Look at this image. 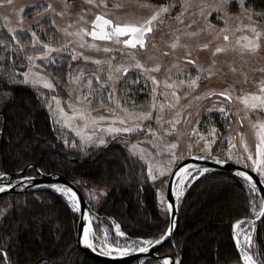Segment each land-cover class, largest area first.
Here are the masks:
<instances>
[{
	"label": "snow or ice",
	"instance_id": "snow-or-ice-1",
	"mask_svg": "<svg viewBox=\"0 0 264 264\" xmlns=\"http://www.w3.org/2000/svg\"><path fill=\"white\" fill-rule=\"evenodd\" d=\"M4 3L10 5L13 3V0H0V5ZM86 3L96 7L103 6L106 8L108 0H99V4L96 3V0H86ZM113 6L122 7L123 5L116 3ZM143 6L152 8L153 11L147 17L132 22L114 21L113 19L108 18L104 13L94 14V19L88 21L85 13L90 11V9H82L81 12L75 14L77 18L74 21H69L64 27L59 28V32L62 34L61 39L66 41V43L61 44L59 47H54L52 42L45 43L42 41L36 31L24 29L22 25L23 17H18L17 26L12 27L6 25L7 31L12 34L13 38L16 37L18 29L23 32L30 31L31 39L28 43L32 46L34 52L38 47L40 48V51L35 55L26 56L29 68L22 74L17 73L15 68L9 69L0 64V67H3L5 73V77H0V87H7L8 85L14 86L19 83L26 85L30 84L32 86L43 85L46 89H53L56 85L53 84L51 79L47 78L42 72L33 70L34 68L39 67V65L35 64L37 59L42 63L44 61H47L49 64L55 63V57L52 55L53 53L60 54L64 51L70 50L72 52L71 59L75 60L79 55L82 56L84 60H89L90 57L84 56L82 52L76 53L75 48L69 49V45L73 43L80 48L88 47L96 51L101 50V46L95 43V41H111L115 45H122L124 47L119 51H123L126 54L125 60L117 63H113L114 58L106 60L97 59L94 61L97 66L107 65V78L109 81H112V84L109 85L112 88V91L108 93L107 99L110 101L114 100L118 111H115V114L112 116L93 115V112L95 111L92 108L93 101L88 99L89 96L93 95V77L89 76L86 85H84L87 89V95L81 93V95L75 98L76 102H70L68 104V108L71 109V114L65 110V107L62 106V102L58 97H51V101L55 102V113L60 117L59 123L64 127L72 129L75 131L76 135L80 137L81 145L79 146L84 148L90 144L100 146L108 143L103 135H98L97 130H99V132L107 133L109 136H115L120 133L133 134L146 132L151 134L156 146L159 147V142L165 140L166 136L172 135L173 133L178 134L177 125L180 123L179 118L170 119L165 122L163 116L165 109L177 108L179 101L181 100V97L178 95L179 89L184 88L185 96H187L191 91L198 87V82L200 81L201 76H213L215 74L213 69L216 61L213 60L212 65L209 68L196 66L195 70L197 75L195 77L190 73H185L184 75L186 76V79H180L178 81L173 80L169 82L166 78L161 82L155 75H150V73L159 72L161 65L155 63L151 67L146 66L137 59L136 50L138 48L146 50L149 36L162 27L166 20L173 19L172 12L176 8V3L169 2L159 5L145 3ZM68 8L69 5L66 0H64V10L60 11L58 15L63 17L68 11ZM49 10L54 13L57 11L52 3H48L47 8L45 9V11ZM23 11L24 9L21 7L19 12L23 13ZM196 13H198L203 20V24L195 31H191L190 29L192 25L196 23V20H191L188 24H184V17L186 14L195 15ZM213 13L216 14L217 20L223 24L222 27L212 23V21L208 19ZM68 15L71 16L72 13L68 12ZM3 19L8 21L9 18L5 16ZM174 19L178 24L183 25L185 31L181 34L179 29L175 30L178 34L170 45L173 50L178 47L189 49L187 43H182L181 35L186 37H196L202 33H207L212 36V41L203 43L199 47L208 49L211 46L213 49V56L237 50L241 56L257 55L261 49L264 48V24L259 23L260 20H264V11L257 12L255 10V0H180L179 11L176 12ZM233 21L236 23L233 24ZM37 24L39 25L40 22L38 21ZM52 24L55 25L56 21L52 20ZM87 25H90V27ZM86 37H91V42L87 40ZM213 41H216L217 43H213ZM0 44H5L6 50L7 48H12L13 51L17 53L26 50L27 47L20 39H15L14 45L10 41L6 42L4 40H0ZM103 51L113 52L118 50L114 47L105 46L103 47ZM190 57L191 51L189 50L186 52V58L189 59L191 64L196 65V61L190 59ZM5 59V57L0 56V62H4ZM173 66L176 67L177 65ZM131 68L138 69L153 83V95L150 104L147 106V110L136 111V105H133L132 109L124 107L120 104L118 99L114 98L115 80L120 78L118 74H127ZM231 71L235 72L236 69L233 67L231 68ZM261 71H264V69H261ZM17 75H22V79L17 80ZM84 76L85 74L82 70H80L79 74L75 76L69 73V83L75 84L78 89L81 86L80 81ZM94 78L98 81L100 80L99 76H95ZM133 83H136V81H133ZM161 83H163L165 89L161 93L162 97H171V100L165 99V103L157 102L158 86ZM205 95H218L219 97L226 98L227 101H232L235 98V100L242 103L246 113H251L257 117L256 122L252 124V127L256 129V136L258 139V143L255 146V153L248 149V145L245 142L244 150L247 155H235L234 157L231 149H234L236 146L235 144H231V148L227 151V159L235 158L237 163L244 164L247 169H251L257 173L260 178V180L257 181L247 170L237 172V175L241 178L242 182L241 193L244 194L245 198L248 200L251 207V213L255 218L242 217L241 219H237L233 224V235L235 238V245L239 249L243 264H264V259L260 258L258 249L253 241V235L256 231V220L264 217V194H261L262 190L258 187L259 183L264 182V120L260 119L261 116H264V80L259 82L257 92H245L241 95H235L234 97L231 91L224 90L219 93L208 91ZM200 98V96L196 97V99ZM15 103L16 97L14 92H0V107H8ZM45 103H47L49 110L52 111V103L49 102L47 97H45ZM99 104L103 107L104 101L100 100ZM140 107L144 108L145 106ZM154 110H157L160 114L154 117ZM108 111L112 113L114 112V109L108 108ZM219 111L227 112L229 109L221 106ZM177 116L179 117V113ZM153 118L162 129V132L142 123L143 121H151ZM77 120L82 123H76ZM29 122L30 117L27 114H24L21 117V125H27ZM240 122L242 123L243 120L241 119ZM164 123H167L169 127H163ZM90 127L93 129L92 131H88ZM3 131V128H0V134H2ZM17 134L23 136L24 129L22 127L18 128ZM193 134L197 136V140L194 143H189L188 154L191 155V150L199 147V151L202 154L198 155L197 158H210L211 145L214 143L215 137L218 134L217 129L210 128L209 133L205 135L197 132L194 128ZM201 141H203L202 146L200 145ZM149 142L151 143L153 141ZM64 143L68 144L69 142L65 139ZM125 143L129 146L130 152L133 156L146 162L147 176L151 180L156 181L164 176L174 175L176 177L175 194L177 199L184 195L191 180H194L199 175L209 171L207 168L200 169L192 164L178 166V161L181 158L180 155H177L176 151L178 149V141L164 144L163 150L169 153L167 164L161 163L158 160L154 162L150 154H146V150L140 146L139 141L131 143V141L126 140ZM70 147H78L76 141H72ZM227 159L217 158V162L224 164L227 162ZM174 165H177L178 167V170L175 172L172 171ZM24 179L29 182L31 180V178L28 177H25ZM161 183L163 184L164 182L161 181ZM12 187L11 177L5 172H0V193L5 192ZM51 187L65 199L66 204L73 212L79 213L82 211V201L81 197L77 194V190L62 183H54ZM94 191L95 189L91 190L89 195L92 196ZM100 191L106 195L105 189H100ZM159 197L161 204L166 207V210L170 211L173 208V203L166 200L163 191H160ZM5 212L6 210H0V217L4 216ZM84 218L87 220V225H81L80 232L77 235V243H82L94 252H99L102 256L115 255L117 257H126L131 253H148L155 245H160L162 241L170 236L175 227V222L173 221L170 226L166 228V231L158 238L138 237L136 239H130L127 237V234L121 230L120 224L116 223V239H112L106 228L101 229L98 233L97 229L94 228V218L91 214L86 215ZM119 238H125V242L121 244ZM7 256V251L0 249V264H5L4 258ZM7 264H12L11 260H8ZM163 264H180V262L178 259L173 261L172 258L167 257L163 259Z\"/></svg>",
	"mask_w": 264,
	"mask_h": 264
},
{
	"label": "trees",
	"instance_id": "trees-1",
	"mask_svg": "<svg viewBox=\"0 0 264 264\" xmlns=\"http://www.w3.org/2000/svg\"><path fill=\"white\" fill-rule=\"evenodd\" d=\"M146 1L162 4L171 0ZM255 10L264 11V0H255ZM0 56L6 58L0 64L23 73L24 66L17 62L19 56L13 49L4 50L0 45ZM68 59L58 62L59 70L50 69L53 75H61ZM0 77H5L3 67ZM127 88L131 90L127 98L134 103L149 101V89L143 84ZM0 92H14L16 97L15 104L0 107V128L4 130L0 134V172L16 174L31 165L43 174L63 175L81 189L103 188L106 195L96 208V217H113L131 238H158L166 231L169 214L159 205L158 183L147 176V166L131 154L124 138L116 136L102 148L85 150L79 143L70 147L76 138L59 127L51 115L45 103L48 91L17 83L0 87ZM24 114L30 122L22 126ZM21 127L23 136L17 134ZM36 174L31 168L26 176ZM241 183L240 177L213 169L190 182L179 204L178 228L160 254L172 255L180 264L240 262L233 224L242 217L255 218L241 193ZM5 199L13 204L11 214L0 219V249L8 253L5 264L8 260L12 264H103L78 248L79 214L60 194L41 190L10 194ZM253 241L264 259V218L256 223Z\"/></svg>",
	"mask_w": 264,
	"mask_h": 264
},
{
	"label": "rangeland",
	"instance_id": "rangeland-1",
	"mask_svg": "<svg viewBox=\"0 0 264 264\" xmlns=\"http://www.w3.org/2000/svg\"><path fill=\"white\" fill-rule=\"evenodd\" d=\"M66 2L69 5V8L63 17L58 15V13L64 10V0H13V3L10 5L7 3L0 5V40H4L6 42L10 41L14 45L15 39H20L22 43L26 44V50H22L17 53L19 56L17 58V62H19V64L21 62V65L23 64L24 71H27L29 68L26 56L35 55L38 51H40V48L38 47L34 52L32 50V46L28 43L31 39L30 31H36L37 35L45 43L52 42L54 47H59L61 44L66 43L65 40L61 39L62 34L59 32V28L64 27L69 21H74L77 18L75 14L81 12L82 9H90V11L85 13L88 21L94 19V14L104 13L108 18H111L114 21L132 22L151 14L153 9L144 7L143 5L145 3L159 5L146 0H108V5L105 8L103 6L96 7L94 5H90L86 3V0H66ZM170 2L176 3V8L172 12L173 19L166 20L162 27L149 36L146 50L139 48L136 50L137 59L149 67L155 63H159L161 65L160 71L150 73V75H155L161 82H163L166 78L169 82L173 80L178 81L180 79H186V76L184 75L185 73H190L193 77H195L197 75L195 70L196 66L209 68L212 65L213 60L216 61L213 69L215 74L210 77L207 75L201 76V79L198 82V87L191 91L187 96H185L184 88L178 90V95L181 97L179 105L177 108L165 109L163 113L165 122L174 118L180 119V123L177 125L178 134L173 133L172 135L166 136L165 140L159 142V147L156 146L154 138L151 134L146 132L133 134L120 133L115 136H109L107 133L99 132V130H97L98 135H103L108 142L116 136L124 138L122 140L124 143L126 140L131 141V143L139 141L140 146L146 150V154H150L154 162L158 160L164 164H167V160L169 158V153L163 150L164 144L168 142L178 141V149L176 151L177 155L181 156L178 164L190 156L202 154L199 151V147L193 148L191 150V155L188 154L189 143H194L197 140V136L193 134L194 128L197 132L205 135L209 133L210 128L217 129L218 134L215 137L214 143L211 145L210 151V156L216 159H227V151L231 148V144H235L236 146L234 149H231L234 157L235 155H247L244 150L245 142L248 145V149L255 153V146L258 143V139L256 136V129L252 127V124L256 122L257 117L251 113H246L242 103L235 100V98L232 101H227L226 98L219 97L218 95L207 96L205 94L208 91L219 93L220 91L229 90L235 97V95H241L245 92H257L259 82L264 80V71H261V69H264V48H262L257 55L241 56L237 50L213 56V49L211 46L208 49L199 47L203 43L212 41V36L207 33H202L196 37H186L181 35L182 43H187L189 45V49L178 47L173 50L170 45L175 36L178 34L175 30L179 29L182 34L185 29L183 25L178 24L174 19L176 12L179 11L180 0H171ZM48 3L53 4V7L57 10L55 13L51 10L45 11ZM96 3L99 4V0H96ZM116 3L122 4L123 6L114 7L113 5ZM21 7L24 9L23 13L19 12ZM68 12L72 13V15H68ZM5 16L9 18L8 21L3 19ZM20 16L23 17V28L30 29V31L23 32L18 29L16 37L13 38L12 34L7 31L6 25L16 27L18 17ZM208 19L220 27L223 26V24L217 20L215 13H213L212 16H209ZM52 20L56 21L55 25L52 24ZM191 20H196V23L193 24L190 29L191 31H195L203 24V20L200 18L198 13L195 15L186 14L184 17V24H188ZM38 21L40 22L39 25L37 24ZM232 23L235 24L236 22L233 21ZM259 23L264 24V20H260ZM87 26L90 27V25ZM86 39L91 42L92 38L86 37ZM95 43L101 46V50L96 51L88 47L80 48L75 43L69 45V49L75 48L76 53L82 52L84 56L90 57L89 60H84L83 57L79 55L77 56V59L73 60L71 59L72 52L68 50L60 54L53 53L52 55L55 57V63L49 64L47 61L42 63L39 59L35 61V64L39 65V67L34 68L33 70L40 71L47 78L51 79L53 84L56 85L55 88L46 89L43 85L32 86L27 84L41 90H46L50 93L47 98L49 102L52 103L53 110H49L51 115L59 127L65 129L67 132L72 134L74 138H76L77 144H81V140L80 137L76 135L75 131L64 127L61 123H59L60 117L55 113V102L51 101L52 96L58 97L62 102V106L65 107V110L71 114V109L68 108V104L70 102H76L75 98L81 95V93L87 95V89L84 85H86L89 76H92L93 95L89 96L88 99L93 101L92 108L95 110L93 115L98 114L112 116L115 114V111H118L114 100L110 101L107 99L108 93L112 91V88L109 86L112 84V81H109L107 78V65L97 66L94 61L97 59L106 60L114 58L113 63H117L125 60L126 54L123 51H119L124 46L115 45L111 41H95ZM213 43L217 42L213 41ZM0 45L1 48L6 50L5 44ZM105 46L114 47L118 51L105 52L103 51V47ZM189 50L191 51L190 59H194L196 61V65L191 64L189 59L186 58V52ZM67 56L70 59H68L64 68L61 70V75L58 77L53 75V71L50 69H58V62H62V59ZM173 65L177 66L174 67ZM233 67L236 69L235 72L231 71V68ZM80 70L83 71L85 76L81 79V86L77 89L75 84L69 83V73L75 76L79 74ZM118 75L120 78L115 80V92L113 93L114 98L118 99L120 104L124 107L132 109L133 105H136V111L147 110V106L150 104L151 97L153 95L152 81L147 79L142 72L135 68L129 69L127 74L120 73ZM95 76H99L100 80H96L94 78ZM133 81H136V83H133ZM140 84H143L144 87L149 89V101L142 104H136L133 100L127 98L131 91L127 87H137ZM123 87L128 91L123 90L125 92L122 93L121 90ZM164 90V85L161 83L158 86L157 92L158 103H165V99L171 100L170 96L167 98L162 97L161 93ZM197 96H200L201 98L196 99ZM100 100L104 101L103 107L99 104ZM140 106L145 107L141 108ZM221 106L229 109V111H219ZM108 108L114 109V112L110 113ZM178 113L179 117L177 116ZM159 114L160 113L157 110L153 111L154 117ZM241 119L243 120L242 123L240 122ZM260 119L264 120V116H261ZM76 123L82 122L77 120ZM142 123L162 132V129L154 118L151 121H143ZM163 127L167 128L169 125L164 123ZM92 130L93 129L91 127L88 129V131ZM149 141L153 142L150 143ZM200 145H203V141L200 142ZM105 146L106 145L96 146L94 144H90L85 148V150L96 147L102 148ZM227 160L245 167L244 164L237 163L235 158ZM141 161L146 165L145 161ZM176 166L177 165L173 166L172 171L176 168ZM197 167L200 169L204 168L201 166ZM208 172L199 175L196 179L203 177ZM169 177L170 176H164L156 180L159 186V205L163 210H166V207L161 204L159 193L160 191H163L166 197ZM196 179L191 180L190 182L195 181ZM161 181L164 183L162 184ZM93 189H95V191L93 192V195L90 196L89 192ZM100 189L103 188L92 186L91 188L84 187L82 191L87 198L90 214L94 218V228L97 229L98 233L101 229L106 228L109 232L110 238L116 239V220L113 217L103 219L96 217V208L105 198V194L101 192ZM183 196L179 197L180 201ZM3 198L4 197L0 198V210H6V212L4 216L0 217V219L9 216L13 209L12 202L9 199L3 200ZM127 237L130 239H136L129 236ZM119 242L123 244L125 242V238H119ZM136 264H163V261L157 259H144Z\"/></svg>",
	"mask_w": 264,
	"mask_h": 264
},
{
	"label": "water",
	"instance_id": "water-1",
	"mask_svg": "<svg viewBox=\"0 0 264 264\" xmlns=\"http://www.w3.org/2000/svg\"><path fill=\"white\" fill-rule=\"evenodd\" d=\"M198 155H193L188 158H186L184 161L178 164V166H187L189 164L201 166L208 169L213 170H222L227 173H230L232 175L238 176V171H249V174L253 176L254 179L257 181L260 180L258 174H256L251 169H247L244 166L235 164L231 161H228L224 164L218 163L217 159L210 156V158L205 159H198ZM34 168L36 169V176H26L28 171ZM178 167L173 170V172L177 171ZM11 177V183L13 185L12 188L7 189L5 192L0 193V198L13 194V195H21V194H27L35 191H55L52 189L51 185L54 183H62L67 184L70 187H73L74 190H77V194L81 197L82 201V211L79 212V222H78V228H77V235L80 232L81 225L86 226L87 220L84 218L86 215L90 214L88 201L83 193L82 189L80 188V185L74 181L69 180L63 175L60 174H43L37 166H28L23 171L8 175ZM25 177L31 178L30 182ZM239 177V176H238ZM258 187L261 188L262 192L261 194H264V182L259 183ZM175 188H176V177L170 176L168 183H167V192H166V200L168 202L173 203V208L168 211L169 214V226L171 222H175V227L172 230V233L170 236H168L160 245H155L148 253H131L129 256L126 257H117L115 255L113 256H102L99 252H94L93 250L87 248L82 243H77L78 248L80 251L87 256L88 258L99 262L103 264H134L138 263L144 259H157L160 261H163L164 258L170 257L173 259V261L176 260V258L172 255H161L160 251L162 248L166 246V244L171 239L172 235L176 232L179 224V199H177L175 194ZM264 217L257 219L256 223H258L260 220H262ZM239 251V249L237 248ZM241 258V257H240ZM232 264H243L242 258L240 262L232 263Z\"/></svg>",
	"mask_w": 264,
	"mask_h": 264
}]
</instances>
